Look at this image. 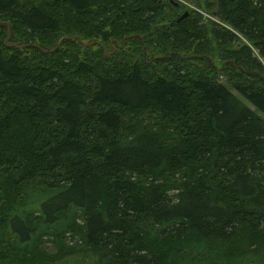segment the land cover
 <instances>
[{"label": "trees", "instance_id": "trees-1", "mask_svg": "<svg viewBox=\"0 0 264 264\" xmlns=\"http://www.w3.org/2000/svg\"><path fill=\"white\" fill-rule=\"evenodd\" d=\"M204 9L0 0V264H264V0Z\"/></svg>", "mask_w": 264, "mask_h": 264}, {"label": "rangeland", "instance_id": "rangeland-1", "mask_svg": "<svg viewBox=\"0 0 264 264\" xmlns=\"http://www.w3.org/2000/svg\"><path fill=\"white\" fill-rule=\"evenodd\" d=\"M205 1L211 2V0H170V3L173 5V7L177 9V12H174V14H173V12H171L170 16L172 18H174V20H175L176 16H179L181 13H185L188 11H197V12L202 14V16L204 18V23L206 25H208L211 21L219 22L213 16V14L210 11H208V10L206 11L204 9V2ZM168 15H169V12H166V16H168ZM165 21H167V19H165ZM224 80H225V78L223 76L219 77V81L222 84H224ZM8 244H10V242L5 241L2 244H0V248L8 249ZM78 245L80 246V244H78ZM9 248H10V246H9ZM56 252H57V249L52 244H50L48 246V254L53 255ZM79 260L87 261L88 260V252L85 251L84 253H80V254H77V255L71 256V257L66 256L60 262L64 261L63 264H73L74 262L79 261ZM56 263H58V262H56Z\"/></svg>", "mask_w": 264, "mask_h": 264}, {"label": "water", "instance_id": "water-1", "mask_svg": "<svg viewBox=\"0 0 264 264\" xmlns=\"http://www.w3.org/2000/svg\"><path fill=\"white\" fill-rule=\"evenodd\" d=\"M176 5V4H175ZM188 14V12H185L180 18H179V20L180 19H182V18H184L186 15ZM0 26H1V24H0ZM6 27H7V29H8V37H7V39H6V43H8V41H9V39H10V29H9V24L8 23H6ZM78 41H79V38H76ZM63 40V39H62ZM60 43V42H59ZM85 46H87L88 44H84ZM16 47V46H15ZM144 57H145V55H146V50L144 49ZM223 69V66L221 67V69L220 70H222ZM237 69H239V70H241L239 67H237Z\"/></svg>", "mask_w": 264, "mask_h": 264}]
</instances>
